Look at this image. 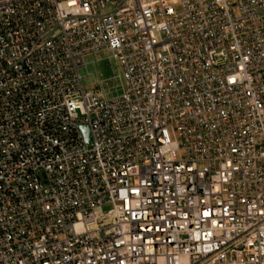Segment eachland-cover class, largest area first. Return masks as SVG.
I'll list each match as a JSON object with an SVG mask.
<instances>
[{"label": "built area", "instance_id": "built-area-1", "mask_svg": "<svg viewBox=\"0 0 264 264\" xmlns=\"http://www.w3.org/2000/svg\"><path fill=\"white\" fill-rule=\"evenodd\" d=\"M0 264H264V0H0Z\"/></svg>", "mask_w": 264, "mask_h": 264}, {"label": "rangeland", "instance_id": "rangeland-1", "mask_svg": "<svg viewBox=\"0 0 264 264\" xmlns=\"http://www.w3.org/2000/svg\"><path fill=\"white\" fill-rule=\"evenodd\" d=\"M114 74H116L114 64L105 53L86 57L85 65L80 69L82 86L99 90L108 97L115 96L120 92Z\"/></svg>", "mask_w": 264, "mask_h": 264}, {"label": "water", "instance_id": "water-1", "mask_svg": "<svg viewBox=\"0 0 264 264\" xmlns=\"http://www.w3.org/2000/svg\"><path fill=\"white\" fill-rule=\"evenodd\" d=\"M83 131L85 132V136L88 137V130L86 128H83Z\"/></svg>", "mask_w": 264, "mask_h": 264}]
</instances>
